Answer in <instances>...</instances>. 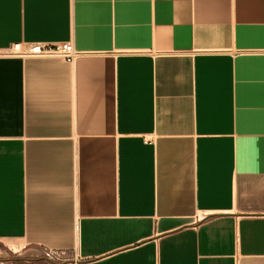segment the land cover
I'll use <instances>...</instances> for the list:
<instances>
[{"label":"crops","instance_id":"crops-1","mask_svg":"<svg viewBox=\"0 0 264 264\" xmlns=\"http://www.w3.org/2000/svg\"><path fill=\"white\" fill-rule=\"evenodd\" d=\"M60 41L0 55V264H264V0H0Z\"/></svg>","mask_w":264,"mask_h":264},{"label":"built area","instance_id":"built-area-1","mask_svg":"<svg viewBox=\"0 0 264 264\" xmlns=\"http://www.w3.org/2000/svg\"><path fill=\"white\" fill-rule=\"evenodd\" d=\"M79 54L69 41H60L53 44L42 42H13L0 48V55L16 56H57L66 60H72ZM41 254L48 264L67 263L72 259L77 260L74 252L69 258L68 251L59 248L42 247Z\"/></svg>","mask_w":264,"mask_h":264},{"label":"bare ground","instance_id":"bare-ground-1","mask_svg":"<svg viewBox=\"0 0 264 264\" xmlns=\"http://www.w3.org/2000/svg\"><path fill=\"white\" fill-rule=\"evenodd\" d=\"M8 245H9V247H11L13 249H17L18 248V245L13 243V242H11V241L8 242Z\"/></svg>","mask_w":264,"mask_h":264},{"label":"rangeland","instance_id":"rangeland-1","mask_svg":"<svg viewBox=\"0 0 264 264\" xmlns=\"http://www.w3.org/2000/svg\"><path fill=\"white\" fill-rule=\"evenodd\" d=\"M5 248H6L5 250H6L7 252H10V250H8L7 246H6ZM0 255H3V256L5 255L4 258H5V257H8V256L6 255V253L4 254V253L1 252V251H0ZM1 257H2V256H0V259L2 260L3 258H1Z\"/></svg>","mask_w":264,"mask_h":264}]
</instances>
